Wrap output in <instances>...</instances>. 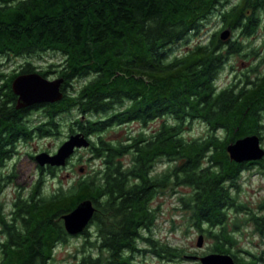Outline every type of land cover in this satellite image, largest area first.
<instances>
[{
	"label": "trees",
	"instance_id": "16d2710c",
	"mask_svg": "<svg viewBox=\"0 0 264 264\" xmlns=\"http://www.w3.org/2000/svg\"><path fill=\"white\" fill-rule=\"evenodd\" d=\"M262 10L264 0H0V59L23 58L21 73L64 78V97L45 106L48 116L77 109L79 115L69 123L95 138L90 150L103 161L102 168L50 195L38 196V182L13 218L0 220L5 236L0 238V264H49L55 246L72 236L62 215L85 199L97 208L93 222L98 236L89 238L84 230L89 249L76 264H131L130 254L140 250L141 240L156 247L145 236L152 230V223H145L148 201L179 186L192 188L180 202L200 231L215 239L212 252L231 254L245 264L263 261L251 251L247 261L233 247L234 232L246 223L264 237V202L258 210L250 209L233 191L241 172L252 165L264 167V158L237 163L227 146L248 134L264 140V70L255 68L253 78L245 74L224 87L217 84L228 55L243 47L239 40H222L221 33L230 28L244 36L255 34ZM214 15L221 18L220 30L192 49L174 53L176 44ZM45 53L59 54V62L37 70L31 58ZM17 74L0 85V93L7 95L0 104V139L8 109L15 114L12 81ZM80 79L85 82L73 87L71 82ZM158 117L166 120L150 134L141 131L117 142L106 138L108 130L138 119L146 129ZM196 120L205 122L208 131L189 139L184 132ZM163 157L166 169L151 176L153 164ZM138 177L142 183L135 185ZM232 209L245 216L229 222ZM159 249L164 257L185 253L165 243Z\"/></svg>",
	"mask_w": 264,
	"mask_h": 264
},
{
	"label": "rangeland",
	"instance_id": "374dc122",
	"mask_svg": "<svg viewBox=\"0 0 264 264\" xmlns=\"http://www.w3.org/2000/svg\"><path fill=\"white\" fill-rule=\"evenodd\" d=\"M236 1L231 0L232 3ZM260 16V26L255 34L244 36L239 29L231 32L230 39L239 40L243 44V47L241 53H233L226 58L225 65L217 80L219 86L224 87L231 82L243 79L244 74H250L253 78L256 75L257 69L258 71L264 70V62H261L262 58H264V10L261 11ZM222 25L221 18L218 15L212 16L200 31L193 33L176 44L174 53H184L195 47L199 42L207 41L216 31L222 28ZM59 59L60 55L55 53H45L31 58L40 70L47 69L50 64L59 62ZM23 60V58H20L17 60V63ZM12 61L13 59L7 62L13 63ZM17 63L14 64L16 65ZM54 69L56 68L53 67L52 70ZM57 76L58 73H50L46 77L52 80ZM84 82L85 80L83 79L73 80L71 84L73 87H76ZM43 113L34 111L28 117L29 119H33L36 124L38 119L42 118L40 115ZM78 113L77 109H74L72 112L61 117L64 123L60 126V133L52 136L44 135L31 138L20 147L21 160L17 161L19 170L17 179L9 180L7 178V171L12 170L15 160L9 161L4 169L0 170V206H2V212L6 218H9L10 213L14 210V201L18 197L28 198V195L38 182H40V195L38 196L50 195L60 187L67 188L76 180L84 178L87 174H92L103 167L102 159L94 158L90 150L91 147H89L77 150L67 165L57 167L58 170L54 175L49 174L48 170L43 173L38 170L40 165L33 157L41 152L55 153L62 142L66 140L64 136L67 134V124L75 116L79 115ZM157 123H152L151 125L154 126L146 132L151 133L152 130H155ZM140 127L142 126L137 122H132L123 125V127L108 130L105 135L108 140L113 142L124 141L130 134L135 135L137 132L144 131L145 128ZM207 131L205 122L196 120L192 123L190 129L184 132V136L189 139L198 138L205 135ZM90 138L91 140L95 139L94 137ZM262 145L264 146V140L262 141ZM122 159L125 163H128L130 155L124 156ZM167 165L168 160L163 157L156 162L155 167L159 171H162ZM1 173H3V177H1ZM236 184L238 188L233 193L238 196V200L250 209L258 210L259 205L264 202V167L252 165L250 168L243 170ZM191 191L192 188L189 186H179L172 189L171 192L168 189L167 193L161 195L158 200L156 199L157 201L155 200L157 217L151 232H146L145 236L151 237L156 243V247L147 241L141 240L138 244V249L141 250L134 251L132 259L134 264H199V262L187 256L193 254L205 255L212 252L211 248L215 243V239L208 237L207 234L200 231L190 219L189 211L183 209L180 202V197L186 196ZM229 215V220H231L229 222L235 220L236 217L241 220L245 216L243 213L236 215L234 209L230 210ZM204 228L207 227L204 226ZM92 230L94 231L93 237L96 229L92 228ZM213 230L215 229L213 228ZM201 233L204 234L205 241L203 247L200 248L197 246V241ZM2 235H0L1 238H3ZM234 235L236 243L233 250L239 257H243L249 261L252 256L247 251L264 257V237L254 230L252 223L242 225L239 230L234 232ZM85 240L84 234H80L70 236L66 241L58 243L54 248V255L49 264H76L84 255V249L88 252L89 247L85 244ZM164 243L173 248L183 249L185 253L180 257L160 256L157 250L160 251L159 247ZM84 245H86L85 248ZM91 249L93 254H96V248L91 247ZM162 254L164 255V253ZM258 264H264V260L258 262Z\"/></svg>",
	"mask_w": 264,
	"mask_h": 264
},
{
	"label": "water",
	"instance_id": "95a60500",
	"mask_svg": "<svg viewBox=\"0 0 264 264\" xmlns=\"http://www.w3.org/2000/svg\"><path fill=\"white\" fill-rule=\"evenodd\" d=\"M232 30L226 28L221 33V39L230 38ZM64 78L48 79L37 72L18 75L13 81V89L18 98V108L35 104L55 103L63 99L62 85ZM91 145L89 137L83 132L72 134L57 150L56 153L41 152L36 156L41 166H65L76 150L88 148ZM231 160L237 163L255 162L264 158V146L258 134H248L231 142L227 146ZM96 206L91 199L81 201L72 211L64 213L62 219L66 231L72 235H79L87 228L92 219ZM204 234H200L198 247H203ZM192 259L201 264H240L228 253L211 252L205 255H193Z\"/></svg>",
	"mask_w": 264,
	"mask_h": 264
},
{
	"label": "flooded vegetation",
	"instance_id": "af4514ba",
	"mask_svg": "<svg viewBox=\"0 0 264 264\" xmlns=\"http://www.w3.org/2000/svg\"><path fill=\"white\" fill-rule=\"evenodd\" d=\"M11 59H13V61H12L13 63H8L7 61L10 62ZM17 60H18L17 58H9V59H4L3 58V59H0V74L4 75V79L0 80V85L1 86L3 84H5V81L7 82L8 77L10 78V75L12 73H14V72L18 73L17 76L21 75V74H27V73H21L20 72L21 66L24 64V62H26V60L25 61L23 60L22 62L19 61L18 63H17ZM14 63H17V64L15 65ZM37 70H40V69H37ZM41 70H43V69H41ZM244 76H245V74H244ZM58 77L59 76H57L56 78H58ZM14 79H13V81H14ZM13 81H12V88H13ZM234 82H236V81H234ZM13 91H14V89H13ZM15 95L17 96V98L15 100V114L12 116L10 114L11 110L8 109V114L5 117V119L7 120L8 123H7V126L4 127L2 138L0 139V143H1L0 170L2 171L9 161L15 160L13 162L12 170L10 169L11 171H7V173H8L7 174V178H9V180L10 179H17V177H18L19 170H18V162L17 161L21 160V149H20V147L23 144L27 143L28 140L31 139V138H34V137H37V136H44V135L52 136V135H56V134L60 133L61 132L59 130V129H61L60 126L63 125V123H64V121L61 119V117H63L67 113H69V112L54 113L53 117L51 119L48 116V115L51 114V113H49L50 109L46 108V107H49L48 105H50L52 103L35 104V105H32V106H28V107L18 108L17 105H18L19 96L17 94H15ZM6 99H7V95L5 93H0V104L3 101H6ZM12 104H13V102H12ZM28 109H31L30 110V114L33 113L34 111H38L40 113L44 112L42 114L43 116L40 115L43 119L39 118L41 120L38 119L37 123L35 124L34 120L33 119H29V117H28V115H29L28 114ZM152 114H154V111L152 112ZM164 115H166V113H163V116ZM164 120H166L164 117L155 118L152 121H149L148 127L146 129L148 130V129L152 128L154 125H151V124L154 123V122H158L157 123V128H161ZM71 121H73V120H71ZM14 122H15V125L13 127H9V124H14ZM136 122L138 124H140V126H142L140 128H145L144 127V123L142 122V120L138 119ZM42 125H44V127H40ZM67 126H68L67 134L64 136V138L66 140H68V138L72 134L77 132L76 130H74V127H72L70 125V123H68ZM146 129L144 130L145 133H147ZM40 131H45V134L44 135L40 134ZM153 131H155V130H152L151 133ZM147 134H150V133H147ZM66 140H64L62 142V144ZM33 158L35 160H37L36 156H34ZM155 165H156V163L153 164L152 168L149 171V174L151 176H154L157 173H161V172H163L166 169L165 168L164 170L159 171L155 167ZM38 170H40L42 173L44 171L48 170L49 174H53L54 175L57 172L58 168L56 166H51V165L47 164L45 166H41L40 165ZM1 177H3V173H1ZM141 183L142 182H141L140 178L139 177L136 178L135 185H140ZM32 190H34V189H32ZM167 190L168 189L161 190L154 199L151 198L148 201L146 208H147V211H148V216H149L148 219L149 220H148V222H145V223H149L148 225H150L151 223H152V226L154 225V221H155V219L157 217V213H156L157 207H155V202L159 199V197L161 195L167 193ZM26 200H27V197H25V198L18 197L14 201V203H13V209L14 210H12V212L10 213V217L9 218H6L3 215L2 206H0V220L7 219V220L10 221L14 217V212H17V210L20 209L22 203L25 202ZM93 219H94V215H93L92 219L90 220V222H89V224L87 226L89 238L92 237V234L94 232L92 230V228L96 229V226H95V224L93 222L94 221ZM2 236H3V238L5 237L4 234ZM97 236H98V233L95 230V235L92 238H95ZM130 255H131V260H132L133 256H134V252H132V254H130ZM193 255H195V254H193ZM193 255H188L187 257L191 258V256H193ZM196 255H199V254H196ZM236 262H238L240 264H245V263L239 262V261H236ZM131 264H134L133 260L131 261Z\"/></svg>",
	"mask_w": 264,
	"mask_h": 264
}]
</instances>
